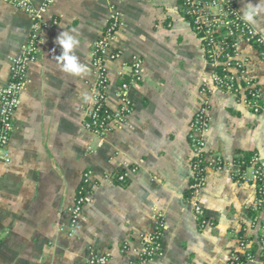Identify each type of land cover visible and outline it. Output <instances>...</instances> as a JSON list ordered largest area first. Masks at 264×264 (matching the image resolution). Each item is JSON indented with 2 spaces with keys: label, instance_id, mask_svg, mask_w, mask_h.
Masks as SVG:
<instances>
[{
  "label": "crops",
  "instance_id": "0c3cea01",
  "mask_svg": "<svg viewBox=\"0 0 264 264\" xmlns=\"http://www.w3.org/2000/svg\"><path fill=\"white\" fill-rule=\"evenodd\" d=\"M233 1L242 16L247 3L259 2ZM21 2L44 25L19 94L9 162L0 165V264H88L91 253L107 256V264H228L231 254L241 253V238L255 248L264 231V113L212 84L215 68L181 16L180 0H0V88L30 33ZM112 11L118 27L102 55L107 109L119 107L118 90L135 57L141 73L126 90L131 110L124 122L98 136L84 121L95 84L93 47ZM251 26L264 39V13ZM63 31L79 41L73 51L87 69L80 76L65 73L57 59L62 49L55 41ZM236 53L264 96V58L245 42ZM202 105L205 160L218 157L222 165H209L204 185L191 193L188 126ZM251 155L257 180L252 166L234 164ZM117 172L125 186L113 181ZM85 173L89 190L70 231ZM158 222L160 252L145 258L144 242Z\"/></svg>",
  "mask_w": 264,
  "mask_h": 264
},
{
  "label": "built area",
  "instance_id": "2783aa9c",
  "mask_svg": "<svg viewBox=\"0 0 264 264\" xmlns=\"http://www.w3.org/2000/svg\"><path fill=\"white\" fill-rule=\"evenodd\" d=\"M14 2V0H4ZM30 16V33L22 51L10 59L8 80L0 88V165L9 162L8 142L13 129L14 114L19 105V94L24 87L26 71L30 62L38 52L39 30L44 25L38 12L28 6L26 2L19 4ZM180 14L185 18L194 34L202 43L203 54L206 62L214 66L212 84L221 91L233 93L253 113H264V96L254 82L245 77L241 62L236 60L237 44L245 42L254 46L261 58H264V39L257 35L251 24L247 23L238 6L233 0H180ZM118 14L111 12L103 33L95 42L92 51V69L95 74V84L92 104L86 114L84 126L94 135H104L122 124L131 110L126 98V90L130 84L140 79L141 60L133 58L129 64L128 81L123 82L118 90L120 100L119 107L109 110V113L100 117L98 109L104 104L106 77L102 63V55L107 50V41L118 27ZM221 66L222 73L216 71ZM208 125L206 108L204 105L192 116L189 122L188 141L193 156L191 160V193H196L204 185V174L208 166L219 168L222 161L214 157L211 162L205 160V143L203 134ZM237 166H252V176L259 179V169L256 166V157L238 158L234 162ZM123 175L118 180H123ZM90 184L89 173L82 178V185L77 190L73 206L70 210L69 229L72 231L80 217ZM194 212L204 223L203 215L198 206ZM162 233L161 223H157L152 234L144 242L143 255L152 258L160 252V237ZM241 253H233L228 258V264H264V240L259 244V250L250 252L249 243L246 240L239 241ZM243 259V260H241ZM105 255L91 253L88 256V264H107Z\"/></svg>",
  "mask_w": 264,
  "mask_h": 264
},
{
  "label": "clouds",
  "instance_id": "9594fccd",
  "mask_svg": "<svg viewBox=\"0 0 264 264\" xmlns=\"http://www.w3.org/2000/svg\"><path fill=\"white\" fill-rule=\"evenodd\" d=\"M243 19L249 23L254 24L256 22V17L264 13V0H259L255 5L252 3H247V5L242 9ZM56 44L62 49V53L57 56V59L62 62V70L73 76H80L84 74L87 69L79 62V58L74 53V48L79 44V41L75 36L69 32L63 31L56 38Z\"/></svg>",
  "mask_w": 264,
  "mask_h": 264
},
{
  "label": "trees",
  "instance_id": "16d2710c",
  "mask_svg": "<svg viewBox=\"0 0 264 264\" xmlns=\"http://www.w3.org/2000/svg\"><path fill=\"white\" fill-rule=\"evenodd\" d=\"M187 20H188V19H187ZM216 71H217L219 74H221V73H222V68H221V66L216 67ZM126 82H127V81H126ZM120 85H121V84H120ZM97 113H98V115H99L100 117H103V116H105V115H107V114L109 113V109H107L106 106H105L104 104H102V105L100 106V108L98 109ZM235 162H238V159H236ZM240 167H243V166H240ZM120 175H122L121 172H117V173L113 174L112 179H113V181H114L115 183H118V184H120L121 186H125L126 183H127V181H126L125 178H123V180H118V177H119ZM81 185H82V181L80 182V184H79L77 190L81 187ZM88 190H89V189H88ZM76 192H77V191H76ZM257 195H258V196L260 195V189H259V187H258V190H257ZM243 240H245V239H243ZM253 249H255V248H254V247L250 248V252H253ZM241 260H243V259H241Z\"/></svg>",
  "mask_w": 264,
  "mask_h": 264
},
{
  "label": "rangeland",
  "instance_id": "374dc122",
  "mask_svg": "<svg viewBox=\"0 0 264 264\" xmlns=\"http://www.w3.org/2000/svg\"><path fill=\"white\" fill-rule=\"evenodd\" d=\"M258 234V233H257ZM245 239V238H244ZM241 241L243 240V238H241L240 239ZM239 240V241H240ZM246 240V239H245ZM264 240V231L262 232V234L260 233V234H258L257 235V242H256V244H255V249H253V252L255 253V251H257V250H259V244H260V242L261 241H263ZM253 246H251V248H252Z\"/></svg>",
  "mask_w": 264,
  "mask_h": 264
}]
</instances>
